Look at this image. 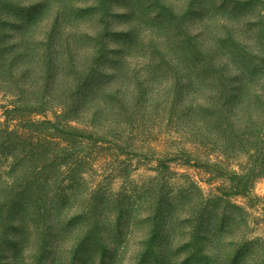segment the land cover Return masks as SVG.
<instances>
[{
    "label": "trees",
    "instance_id": "trees-1",
    "mask_svg": "<svg viewBox=\"0 0 264 264\" xmlns=\"http://www.w3.org/2000/svg\"><path fill=\"white\" fill-rule=\"evenodd\" d=\"M196 1L186 2L183 9L175 8L179 12L176 18L183 19L184 26L199 20L202 27L195 36V54L187 56L194 60L187 77L177 70L174 83L163 87L165 94L134 106L136 98H131L121 78L115 81L121 62L112 61L116 73L106 79L108 83L95 81L91 91L83 93L106 51L101 32L87 33L86 39L93 43L73 48L83 37L73 28L72 16L77 13L65 7L62 22L60 18L47 19L43 4L32 2L27 8L26 4L0 0V111L4 117V121L0 118V193L32 192L37 179L51 167L73 173L72 166L80 163L86 147L114 144L127 131L141 132L152 119L146 120L148 108L162 102L167 103L171 133L181 139L171 160L182 161L188 170L208 169L214 174V151L225 156L247 146L249 157L254 158V170H259L256 177H264V66H248L246 59L261 51L250 42L243 24L252 19L247 15L253 8L250 12L254 19L261 20L253 25V32L264 37V4L256 11L254 0H202L198 6ZM101 2L107 4L108 0ZM164 35L168 47L175 43L186 50L188 34L181 38ZM136 41L132 38L126 45ZM163 55L160 60L166 61ZM168 57L174 63L188 59L175 52ZM112 96L114 104L109 106ZM49 112L54 114V121L38 119ZM160 117L155 114V121ZM187 145H193V150ZM160 165L161 174L169 171L166 163ZM228 173L227 186L212 187L209 194L204 193L202 182L187 180L178 201V208L183 203L187 206L186 216L171 200L162 203L163 210L158 208L154 219L157 224L168 222L163 245L170 247L169 237L178 221H188L191 232L184 238L183 247L205 256L207 264H264V241L233 233V229L249 225V218L239 222L227 211L223 218L206 216H218L219 207L244 212L245 206L235 205V198L253 195L256 177ZM225 238L231 240L227 246ZM161 253L168 255L167 249H161ZM222 256L226 262H222Z\"/></svg>",
    "mask_w": 264,
    "mask_h": 264
},
{
    "label": "rangeland",
    "instance_id": "rangeland-1",
    "mask_svg": "<svg viewBox=\"0 0 264 264\" xmlns=\"http://www.w3.org/2000/svg\"><path fill=\"white\" fill-rule=\"evenodd\" d=\"M182 1L108 0L105 4L101 0H12V4H26L27 8L32 2L43 4L47 19L60 18L62 22L66 18L65 7L77 13L72 16L73 28L83 37L73 48L81 49L93 43L86 39L87 33L101 32L106 56L98 62V71L83 93L88 94L95 81L101 85L108 83L106 79L116 73L112 70V61L121 62L115 81L121 78L131 98H136L133 105L139 106L146 99L165 94L163 87L168 82L174 83L177 70L187 77L188 68L193 64L194 60L187 56L195 54V36L202 27L199 20L184 26L183 19L176 18L179 15L176 9H183L190 0ZM254 1L259 11L264 0ZM201 3L202 0L196 1V6ZM251 10L247 18L252 19L244 20L243 24L250 42L261 54L250 53L246 61L249 67L264 66V37L253 32V25L260 24L261 20L254 19ZM164 34L174 38L188 34L187 51L175 43L168 47ZM136 37H139L137 41ZM132 38L136 43L127 46ZM173 52L188 59L174 63L168 57ZM163 54L167 56L166 61L160 60ZM114 98L108 101L109 106L114 104ZM167 110V103L152 105L146 120L151 116L152 119L141 132L127 131L114 144L86 147L79 157L80 163L72 166L71 174L51 167L37 179L32 192L0 193V264H207L205 256H197L193 248L183 247L184 238L191 232L188 221H178L169 237L170 247L163 245L168 222L162 220L157 224L154 218L158 208L163 210L162 203L169 200L178 208L179 195L187 188V180L202 182L204 193L209 194L212 187L227 186L228 172L255 178L259 170H254V158L249 157L247 146H240L225 156L214 151V174L208 169L188 170L182 161L171 160L181 139L170 131ZM155 114L161 116L156 121ZM2 115L0 111L4 121ZM38 119L54 121V114L49 112ZM187 149L193 150V145H187ZM158 160L166 163L169 171L161 174ZM57 184L59 187H55ZM253 185L252 196L235 198L234 204L245 206L244 212L219 207L218 216H206L223 218L227 211L229 217L238 218L239 222L249 218V225H241L233 233L264 241V177H256ZM180 209L182 216H186L187 206L183 203ZM228 238L224 241L226 246L231 242ZM161 249H167L168 255L161 253ZM220 258L222 262L227 261L224 256Z\"/></svg>",
    "mask_w": 264,
    "mask_h": 264
}]
</instances>
